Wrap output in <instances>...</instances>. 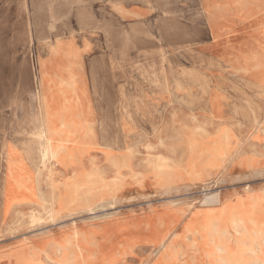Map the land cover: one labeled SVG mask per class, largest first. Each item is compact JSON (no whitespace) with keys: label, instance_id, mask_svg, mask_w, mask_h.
<instances>
[{"label":"rangeland","instance_id":"obj_1","mask_svg":"<svg viewBox=\"0 0 264 264\" xmlns=\"http://www.w3.org/2000/svg\"><path fill=\"white\" fill-rule=\"evenodd\" d=\"M59 37L104 52L86 57L77 95L94 126L70 141L66 168L41 158L37 135L36 61ZM97 58L109 60L99 81ZM0 113V264H55L64 245L70 264L152 263L159 245L143 240L149 227L183 235L221 207L203 205L205 193L219 191L226 205L264 197V0H0ZM7 141L29 142L38 194L10 210ZM244 151L263 154L262 173L233 164ZM76 184L90 188L93 210L80 194L74 208L59 205Z\"/></svg>","mask_w":264,"mask_h":264},{"label":"bare ground","instance_id":"obj_2","mask_svg":"<svg viewBox=\"0 0 264 264\" xmlns=\"http://www.w3.org/2000/svg\"><path fill=\"white\" fill-rule=\"evenodd\" d=\"M63 44V41H55L51 49L55 50L61 48L63 47ZM44 63L45 61L43 57L38 58L36 61L39 96L42 101V113L37 117V123L40 126V131L37 135L41 140V150H39V152L42 159L46 161L53 159L54 164H56L66 160L67 154L65 153V148L67 149L69 143H72L70 141L73 140L77 133L81 132L87 136L89 135V131H92L91 129L87 131L88 127L94 125L93 122L88 120L85 114H82L80 120L79 118L75 120L72 110H68L69 116L71 115L73 117L72 119L60 116L59 110L57 114H55V110L50 103L51 99L55 97L51 94V91L47 90L46 85L44 86L47 79V75L44 72ZM57 119H59L60 122H58ZM59 123H61V127L58 126ZM17 144L18 143L13 141H7L5 143V148L8 150L7 160L9 168L12 167V171L7 177L8 181L5 196L6 207L10 205L11 201L15 198L12 192L13 186L10 179L12 177L22 176L23 171L20 164L14 167L13 165H15V162L11 161L13 150L16 148ZM27 147L31 149L29 142L27 143ZM261 156H263V154L258 155V153H247L245 151L238 152L232 157V162L235 166H240L242 170L262 173V169H258L262 160ZM223 158L224 153H221L219 159L223 160ZM254 178L256 177L254 176ZM205 186H209V183ZM89 191L90 188L85 184H76L70 186L69 188L67 187L65 190L66 195H61L59 198V205L66 209L74 208L77 205H74L76 202L79 204V199H75V196L80 194L83 195L84 198L80 201V204L86 205L90 210H93L95 201L93 199V195L88 193ZM249 198H251V200L237 199L233 202V204L226 205L224 203L222 204L219 191H210L209 193H205L202 202L203 205L221 207H211L207 209V212L201 217H195L193 220L188 221L184 226V233L181 236H176V234L172 237L169 236V225H166L165 227L150 226L148 232L144 235L143 240H145L146 243L155 242L158 244L159 252L156 258H154V261L149 264H264V247L262 246L264 244V209H262L264 208V203L262 204L261 202L264 197L250 196ZM65 204H67V206ZM31 218L34 222L39 220L34 213H31ZM169 237L171 238L169 239ZM188 237L190 238V241L188 240ZM182 245L184 246L183 248ZM61 249L60 259L58 261L54 260V258L52 259L51 257L50 259H52L55 264H70L67 261V258L70 253L72 254L71 249H67L66 245L62 246L60 250Z\"/></svg>","mask_w":264,"mask_h":264},{"label":"crops","instance_id":"obj_3","mask_svg":"<svg viewBox=\"0 0 264 264\" xmlns=\"http://www.w3.org/2000/svg\"><path fill=\"white\" fill-rule=\"evenodd\" d=\"M203 6V5H202ZM142 9V7H140ZM204 8V6H203ZM210 7L208 6V10H206L207 17L208 18V23L213 24V19L216 18V13H215V8L209 9ZM129 13V12H128ZM111 36L110 34H102V33H97L94 35V39L96 41H111ZM173 39V38H172ZM55 41H63L64 44L62 45L63 47L52 50L51 48L49 49L47 54H41L39 58L43 57L45 63H44V72L47 75L46 83H44V86L46 85V88L48 91H51V94L55 97L51 99V106H53V109L55 110V114H57L58 110L60 112V116H65L68 117L69 119H72L73 117L70 115L69 116V111H73V116L74 119L76 120L79 118L81 119L82 116V111L81 107L79 105L82 104L81 102V96L77 95V89L81 88L83 83L85 82L83 73L87 69V64H89L88 60H86V57L90 56L89 55V50H87L86 45L83 43H79V39L77 38H57ZM91 56H96V57H102L104 56L103 50L99 49L97 52L93 53ZM90 56V57H91ZM106 56V55H105ZM63 57V58H62ZM107 57V56H106ZM65 60V61H64ZM97 63V65H96ZM109 60L108 58L100 59L97 58L95 59V69H99L102 67L104 64L108 67ZM57 69V70H56ZM96 81H99L101 79L100 72L97 71L96 76H95ZM71 89V90H70ZM73 90V91H72ZM74 94L73 96L70 95V93ZM70 96V97H69ZM55 117V116H53ZM67 118V119H68ZM58 122L59 119H57ZM61 127V123L59 125ZM69 146H67L68 149ZM65 148V153L66 155V160L64 162H58L56 165H64V167H68L67 163L69 159H71V155L68 154V151ZM71 150V149H70ZM29 152L31 150L28 147H24L20 144H17L16 148L13 150V155L11 156V161L15 162L14 167L17 165H21L23 168V173L21 178L15 179L12 177L10 181L12 182L13 186V195L15 198L13 201H11L10 205L6 207V202H5V196H6V186H7V180H5V187L4 190L2 191V207L3 204L7 209H14L18 208L22 205L23 201H26L27 204L29 202L35 201L37 199V193H36V187H35V179H34V164L29 156ZM7 154L8 150L5 148V165L6 167L9 165L7 164ZM9 167V166H8ZM12 168V167H10ZM25 174V175H24ZM26 182V187H22L21 191H18V189L15 185L19 186L18 182ZM37 194V195H36Z\"/></svg>","mask_w":264,"mask_h":264}]
</instances>
